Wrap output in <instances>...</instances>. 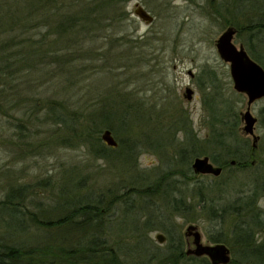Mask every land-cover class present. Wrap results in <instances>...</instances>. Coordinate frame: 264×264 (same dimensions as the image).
<instances>
[{"label": "rangeland", "instance_id": "obj_1", "mask_svg": "<svg viewBox=\"0 0 264 264\" xmlns=\"http://www.w3.org/2000/svg\"><path fill=\"white\" fill-rule=\"evenodd\" d=\"M223 1L131 0L123 21L104 30L93 43L84 42L86 34L80 35L69 47L72 56L59 61L35 51L34 45L21 48H27L28 53L19 63L23 57L17 54V48L26 46L27 40H37L45 30H28L10 42L6 58L0 56V199L11 188L25 186L24 206L41 220L55 219L61 215L56 211L61 201L58 195L61 191L68 192L73 180L81 185V196L90 194L97 198L107 194L120 196L129 190V182L137 178L142 188L154 187L163 174L186 171L179 151L210 134V111L206 102L215 96L211 93L217 89L218 100L226 98L238 115V133L248 144L250 165L239 176L243 182H251L247 195L258 193L256 206L264 219V188L254 185L258 176L264 178V99L253 103L250 109L258 119L255 134L260 138L254 148L253 139L244 133L241 121V112L247 109V97L234 90L229 65L220 59L215 47L216 39L233 20L232 11L226 13L218 9L223 8ZM252 1L247 5V10L252 11L236 19L244 28L235 36L234 43L242 44L250 57L264 68V27L245 28L264 23V0ZM19 2L0 0L2 8L18 9ZM136 2L154 16L151 24L136 17ZM4 36L1 38L6 39ZM90 48L92 54L88 52ZM54 53L56 55L55 49ZM65 53L64 50L60 55ZM188 72H192L193 77ZM211 79L217 86L215 90ZM188 87L193 90L191 100L185 97ZM128 94H132V99L126 103L132 105L141 124L134 118L129 125V135L121 133L117 137L113 133V136L117 148L122 143L120 138L135 139L129 144L133 146L132 152L120 158L124 152L121 147L117 158H102L90 143L94 142L93 130L99 128L92 124V119L99 117L102 102L120 100L123 107L125 102L121 95ZM179 117L183 119L182 128L172 124ZM104 130L103 127L96 137H101ZM200 156L210 158L208 152ZM186 175L189 181L183 175L173 173L159 188L176 180L177 188L186 196V205L197 207L193 215L173 211L160 197L135 194L129 196L132 199H125L127 205H132V212L124 213L125 205L120 200L114 211L105 215L106 219L116 220L117 226L126 224L124 229L117 227L110 233L111 242L121 254L125 257L136 255L130 251L139 242L160 247L168 243L166 231L158 226L153 230L144 227L149 216L155 217L153 214L158 216L160 225L162 219H166L173 232L185 240V250L187 243L192 242V237L187 241L184 235L189 225L198 227L204 244H213L209 237L219 227L232 229V224L237 221L232 213L213 221L206 211L198 213L200 198L192 197L194 192L188 193L186 189L189 186L194 190L200 182H222L225 176L218 179L219 176L196 175L193 170ZM237 190L222 195L220 204L225 200L227 204L236 201ZM171 211L174 213L169 215ZM3 218L0 215V225L6 224ZM250 218L251 213L245 215L243 212L242 223ZM26 226L25 233L0 227V237L9 240L13 234L21 243L29 245L49 242L63 234L60 230L39 228L31 221H27ZM159 233L165 236L163 243L156 239ZM263 237L264 233L256 234L258 242ZM224 244L231 249L229 243ZM232 259L239 257L231 253Z\"/></svg>", "mask_w": 264, "mask_h": 264}, {"label": "trees", "instance_id": "obj_2", "mask_svg": "<svg viewBox=\"0 0 264 264\" xmlns=\"http://www.w3.org/2000/svg\"><path fill=\"white\" fill-rule=\"evenodd\" d=\"M130 1L20 0L21 6L17 4L19 6L18 9H13V7L9 6L2 8L3 4L1 2L0 56L6 58L9 43L22 36L23 33L29 32L28 30H45L37 40H27L26 46L17 48V54L23 57L28 53V49L25 48L24 50L21 48H30L36 45L35 51L43 56L54 57L53 60L56 59V61L65 58L69 59L72 56L69 53V47L77 42L80 35L86 34L84 42L86 40L90 43L96 41V37L104 34V30H108L110 26H115V24L127 17L126 6ZM252 2L254 1L224 0L223 8L218 7V9H223L226 13L232 11L233 20L229 24L237 29L236 35L244 28L243 26L240 27L241 25L236 19L248 11L247 5ZM217 12L219 13V10ZM250 26L245 28L260 29L264 27V23L259 22L252 24V27ZM2 36L6 37V39L1 38ZM54 49L56 50V55ZM64 50L66 53L60 55V52H64ZM88 52L92 54L93 49L90 48ZM23 59L24 57L19 63ZM15 63L17 64L18 62L15 61ZM15 63L10 64L11 67ZM211 85L214 90L217 88L213 79H211ZM211 94L215 96L209 99L210 102L209 100L206 102L210 111V134L204 137L202 141H194L189 147L180 149V161L187 166L186 171L167 172L158 178L154 187L142 188L140 179L137 178L129 182V190H126L127 192L124 191L120 196L107 194L99 195L96 198L90 194L81 196L79 194L81 185L79 186L73 180L68 192L61 191L58 195L61 201L56 211L61 212V215L55 219L47 220L37 218L33 212L28 210L27 206H24L25 186L11 188L0 199V215L4 217L3 219L6 223L4 225L1 223L0 227L13 232L23 231L25 233L27 221H31L39 228L45 230L56 229L63 231V234L59 238L49 240V242H37L29 245L21 243L13 234H10L9 240L2 236L0 237V264H210L206 257L197 258L186 255L185 240L173 232L166 219L165 221L162 219L163 222L160 225L157 221L158 216L155 214H153L154 218L152 216L148 217L143 223L144 227L153 230L155 226H158V228L166 231L168 243L160 247L156 245L145 246L139 242L130 251L136 253V255L130 254L125 257L121 254L119 248L115 247L111 242L110 236L112 235L110 233L115 229L117 230V227L124 229L126 224L123 223L122 226H117L116 220L113 221L112 218L106 219L105 217L107 213L111 214L114 211L116 204L120 200L125 205L124 213H127V211L132 212L133 209H130L132 205H127L125 199L133 194L149 198L160 197L173 211H178L177 213L183 215H193L194 212H197V207L195 208L196 205L194 206L193 204L186 205V196L181 192L182 190L177 188L176 180H173L171 185L167 184L161 188L159 187L173 173L183 175L189 181V177L186 174L192 172L190 168L192 157L205 155L207 152L212 162L223 168L222 174L218 179H221L222 176H225L226 179L215 184L200 182L194 190L187 186V192H194L192 197L199 196L198 205L199 203L201 205H199L198 213H205L206 211L209 218L213 219V221L223 219L227 213H232L237 219L232 224V229L225 230L221 226L209 237V240L212 243L230 244L231 253L238 256L239 259H232L229 264H264V237L260 242L256 238L257 233H264V219L260 217L262 212L256 206L258 193H253V196L247 195L246 192L251 187V182H243L239 176L250 166L248 163V144L238 133L239 118L233 108H230L228 100L222 98L219 101L220 94L217 89ZM131 96L132 94H128V96L121 95L125 102L123 107L119 104L120 100L115 103L113 102L115 100L102 102L99 117L92 119V124L99 128L93 130L95 134L93 137L94 142L91 141L90 143L102 158H112L111 160L117 158L116 154H120L121 147L124 152L119 155L120 158L125 157L124 154L127 155L132 152L133 146L129 144H133V140H135L133 138L129 141L124 137L120 138L122 143L119 144V149L117 148L118 146L116 148L107 146L101 137H96L103 127L111 130L112 134L114 133L116 136L121 133L129 135V125L132 120L138 118L140 123L141 118L135 115L132 105L126 103L129 99H132ZM220 104H223V106L221 107ZM182 121L183 119L179 117L172 124L174 123L177 127L182 128ZM232 161H235L234 165L231 164ZM218 179L215 178V181ZM254 181L259 183L254 182L256 187L264 188L263 177L258 176L257 180ZM236 188H238L237 194L239 196L236 201L227 204L228 202L225 200L224 203L220 204V200L222 201L223 199L222 195L229 194ZM77 194L80 196H77ZM129 198L132 199V197ZM22 206L26 207V209ZM241 209L245 212V215L248 212L251 213V218L248 222L244 221L245 223H242L241 216L243 212H240ZM173 211L169 212V215L173 214ZM7 212L9 214H6Z\"/></svg>", "mask_w": 264, "mask_h": 264}, {"label": "water", "instance_id": "obj_3", "mask_svg": "<svg viewBox=\"0 0 264 264\" xmlns=\"http://www.w3.org/2000/svg\"><path fill=\"white\" fill-rule=\"evenodd\" d=\"M134 14L146 24L154 21L151 15L140 3H135ZM237 29L233 26L227 27L215 41L217 53L222 61L228 63L233 88L237 93L247 97V109L241 112V121L244 123L243 131L253 139V147L257 146L259 136L255 134V127L258 119L251 113V105L264 99V68L250 57L245 47L234 43ZM185 97L191 100L193 90L186 88ZM102 141L109 147L118 146L111 130L105 129L101 134ZM231 164H235L232 161ZM191 168L196 175H213L218 177L222 174L223 168L215 165L208 156H197L194 158ZM187 241L192 237V242L187 243L186 255L208 258L210 264H229L231 262L230 249L224 243L204 244L202 234L196 225H189L185 231ZM159 243L165 241V236L157 234Z\"/></svg>", "mask_w": 264, "mask_h": 264}, {"label": "flooded vegetation", "instance_id": "obj_4", "mask_svg": "<svg viewBox=\"0 0 264 264\" xmlns=\"http://www.w3.org/2000/svg\"><path fill=\"white\" fill-rule=\"evenodd\" d=\"M192 77H193V74H192V72H188Z\"/></svg>", "mask_w": 264, "mask_h": 264}]
</instances>
